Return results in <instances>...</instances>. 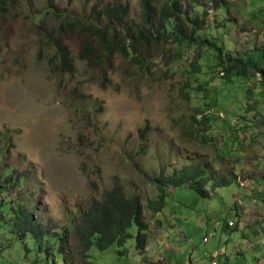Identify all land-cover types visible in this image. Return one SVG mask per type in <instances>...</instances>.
Here are the masks:
<instances>
[{
	"label": "rangeland",
	"instance_id": "1",
	"mask_svg": "<svg viewBox=\"0 0 264 264\" xmlns=\"http://www.w3.org/2000/svg\"><path fill=\"white\" fill-rule=\"evenodd\" d=\"M167 1L154 5L161 11ZM191 1H183L187 31L192 30ZM195 1L209 12L202 13L200 38L264 69V0ZM49 2H7V15L0 19V170L8 168L13 178L25 179L4 192L0 264H151L160 255L174 256L165 264H209L224 246L236 250L240 235L229 237L227 222L240 215L252 239L260 231L262 243L264 221L256 222L254 213L264 216L263 76L251 69L248 76L227 82L210 68L208 58L215 63V52L200 59L202 50L179 45L156 46L150 70L121 54L91 68L81 59L89 40L79 32L82 25L106 26L101 12L121 3L129 7L123 30L130 34L144 26L143 0H54L52 12ZM59 44L74 57L72 72L59 67ZM195 63L202 75L193 74ZM208 78L210 99L217 102L206 127L204 104L184 91L188 81L196 87ZM192 164L198 171L185 170ZM174 174L181 184H163ZM7 176L0 174V182ZM160 184L167 190L165 204L154 213L150 203L159 199ZM115 186L141 198L149 243L146 250L137 248L133 226L123 245L101 250L94 240L87 252L79 236L83 214ZM20 205L30 206L42 224L38 232L50 233L39 239L24 228ZM253 250L249 261L264 260L261 245ZM226 260L218 259L220 264H247L238 254Z\"/></svg>",
	"mask_w": 264,
	"mask_h": 264
},
{
	"label": "trees",
	"instance_id": "2",
	"mask_svg": "<svg viewBox=\"0 0 264 264\" xmlns=\"http://www.w3.org/2000/svg\"><path fill=\"white\" fill-rule=\"evenodd\" d=\"M17 0H0V19L7 15L8 6L7 2L12 5L16 4ZM184 0H168L167 4L158 10L154 5L155 0H144V26L139 30H133L132 33H126L123 30V24L129 15V7H125L123 4H117L115 6L107 7L101 12L103 19L107 21V25L104 27L97 26L96 24L82 25L81 32H84L91 36L93 40H97L100 48L103 52H106V56H112L115 54H122L128 60L136 63L141 70H150L153 60V51L156 46L179 45L183 50L187 47L186 51H192L194 48L200 52L199 58L204 56L211 57V52H217L218 61H212V58H208L210 61V68L213 73L220 71L223 74L222 79L227 82H231L236 76H246L249 74V69L252 67L259 73L264 75V70L260 69L257 64L250 63L245 64L242 59H233L230 55L226 54V49L223 46L214 43L210 38L199 37L200 32L203 29L202 13L205 16L209 15L206 11L205 5L202 2L192 0L189 7L192 10V20L190 18L191 31H187L182 24V20L185 18V6ZM52 2V0H51ZM222 7L220 2H217ZM50 7L54 5L49 4ZM217 8L218 6L215 5ZM55 10V8H54ZM205 22V21H203ZM217 27V30H220ZM67 32L68 30L65 29ZM73 31H76L74 29ZM114 34V35H113ZM112 35L114 37H112ZM125 39V43L124 42ZM206 49L207 52L203 50ZM93 50L90 45H85L84 58L92 61ZM204 52V53H203ZM60 56L63 66H70L72 57H70L69 51L66 47L60 48ZM214 59V58H213ZM94 60L90 63L92 65ZM105 62V58L99 56L95 59L96 64ZM212 63L214 65H212ZM193 74L202 75L203 68L199 63L193 65ZM213 78H218L217 74ZM204 82L199 80L196 87H193L190 81L187 82L185 95L189 99L193 100L192 95H196V99L201 100L206 109H211L212 104L217 102V98L210 99V87L211 78ZM221 79V78H220ZM220 81L219 79H217ZM202 92V93H201ZM192 93V94H191ZM204 93V95H203ZM191 94V95H190ZM200 95H202L200 97ZM196 121V120H195ZM7 173L8 176L3 183L0 182V214L4 213L2 206L6 202L8 195H4V192L10 191L9 189L19 188L20 184L24 185L25 179L19 176L17 179L13 178L14 171L10 169L0 170V174ZM186 180H189L191 176L183 175ZM182 179H178L181 181ZM157 181V180H156ZM155 181V183H156ZM168 185H173L177 180L169 178ZM181 184V182H177ZM160 196L156 201H152L150 206L154 211H161L164 206L165 190L163 185L160 186ZM19 200L18 202H20ZM28 205H20V211L25 219L24 228L33 230L34 236L40 239L41 233L43 236L50 233L48 231L38 232V226L40 222L37 221ZM34 212V211H33ZM144 206L142 205L141 198L138 196L128 197L124 189L120 186H115L113 189L107 190L101 201L95 202L90 209L83 214L84 224L80 230V240L85 251L96 240L97 246L101 249H107L114 243L123 245L128 238L131 237L130 229L134 226L138 228L136 235L137 248L145 249V244L148 239L149 223L144 220ZM42 236V237H43ZM50 249V248H49Z\"/></svg>",
	"mask_w": 264,
	"mask_h": 264
},
{
	"label": "clouds",
	"instance_id": "3",
	"mask_svg": "<svg viewBox=\"0 0 264 264\" xmlns=\"http://www.w3.org/2000/svg\"><path fill=\"white\" fill-rule=\"evenodd\" d=\"M143 2H144V0H143ZM217 2H220V1H217ZM221 3V2H220ZM49 4H52V5H54V0H52V2H51V0H50V2H49ZM118 4H121V3H118ZM224 4H227V3H224ZM117 5V4H116ZM222 6H223V4H221ZM113 6H115V5H113ZM125 7H128V6H125ZM54 8L56 9V7L54 6V7H50V5H49V9H50V11L52 12V10H54ZM144 9V8H143ZM221 9H222V7H221ZM105 10V9H104ZM129 16V15H128ZM128 18V17H127ZM103 19V18H102ZM83 27V26H82ZM81 27V28H82ZM101 27H104V26H101ZM81 28L79 29V32H81L80 30H81ZM74 29H72L71 31H73ZM65 33H66V31H64ZM73 32H75V31H73ZM84 33V32H83ZM84 34H86V33H84ZM88 35V34H87ZM89 36V35H88ZM91 36H89V40L88 41H86V42H84V44H83V50H82V54H81V59L82 60H84V61H86L87 63H88V65H89V67H91V68H94V67H97V66H99V65H104L106 62H107V60H108V58H110V57H112V56H106V52H103V50L100 48V45H99V43L97 42V40L95 41V40H93L92 38H90ZM112 37H113V35H112ZM87 42H88V44L90 45V47H92V49H94L93 50V60H94V62H93V64L92 65H90V63L93 61H90V60H88V59H86V58H84V49H85V45L87 44ZM93 43H97V47H95L94 46V44ZM61 47H66V46H61L60 44L58 45V50H57V54H56V58H57V60H59V67H60V69H68L69 71H73L74 70V63H73V61H74V57H73V55H71V53H70V51H69V48L68 47H66L67 49H68V51H69V54H70V57H72V61H71V65L70 66H63L62 65V60H61V56H60V48ZM226 49V48H225ZM228 50H226V54L227 55H230L231 57H233L232 56V52L231 51H228ZM215 52V51H214ZM212 52L211 54H215V56L217 55V52ZM229 53V54H228ZM122 55V54H121ZM99 56H102V57H104L105 58V62L104 63H101V64H96L95 63V59L97 58V57H99ZM123 56V55H122ZM218 56V55H217ZM234 59V58H233ZM239 59H242L243 60V62L245 63V64H248V65H251L250 63H255V64H257L256 62H254L252 59H248V61H246L247 59L246 58H239ZM235 60V59H234ZM213 61H214V59H213ZM218 61V58L217 59H215V62H217ZM215 64V63H214ZM213 63H212V65H214ZM258 65V64H257ZM252 66V65H251ZM258 67L260 68V69H262L259 65H258ZM249 69V72H250V70L252 69V67H250V68H248ZM253 71H255L257 74H259V75H262L263 76V79H262V81H264V75L262 74V73H259L258 71H256L254 68L252 69ZM264 70V69H263ZM249 75V74H248ZM248 75H246V76H248ZM237 77V76H236ZM235 78V77H234ZM263 85H264V83H262ZM262 90H264V89H262ZM200 102L202 103V104H204L201 100H200ZM204 107H205V105H204ZM205 113H206V115H205V118H204V120H205V124L203 123V121H202V123H201V121H198L197 119H196V123H198V124H202V125H206V127L211 123V121L210 120H213L212 119V116H211V109H206V107H205V111H204ZM207 114H210V119H209V117H207ZM202 115H203V113H202ZM239 124V122H235V124H234V127H237V126H239L238 125ZM204 131H207V128H206V130H204ZM239 131H240V129H239ZM209 142H211L210 141V139H209ZM205 163V166H208L209 164H208V162H204ZM198 166L201 168L202 167V165H199L198 164ZM185 168V170H187V169H195V171H198V167L197 166H194L193 164H192V166L191 167H187V166H185L184 167ZM4 169H8V168H4ZM4 169H2V170H4ZM2 170H1V172H2ZM178 172V171H177ZM176 174V173H175ZM175 174L173 175V176H175ZM13 176H14V174H13ZM21 176V175H20ZM172 176V177H173ZM19 176H17L16 177V179L18 178ZM171 177V178H172ZM231 177H236L237 179L239 178L237 175H231ZM190 179H193V177H190ZM189 179V180H190ZM157 180V181H156ZM155 181H156V183L157 182H161L159 179H156ZM169 180V179H168ZM168 180L166 181V182H164L163 184H166V185H168ZM188 181V180H187ZM243 186L244 185H248V184H243V180H242V182L240 181V180H238ZM230 181H226L225 182V184H228ZM169 185H171V184H169ZM160 186H161V184H160ZM249 186V185H248ZM163 188H164V190H165V192H167V190H166V187L163 185ZM160 192H161V190H160ZM209 195H212V194H214V193H208ZM166 195V194H165ZM144 210H145V207H144ZM150 210L152 211V212H154V213H160V211H154V209L150 206ZM213 211H215V210H211L210 212L212 213ZM212 216V215H211ZM144 220H145V218H144ZM228 226L230 227V228H232V227H235L236 226V224H237V221H236V218H234V219H232L231 218V220H229L228 222ZM233 223V224H232ZM180 235H181V233H180ZM214 235H216V233L214 234ZM148 238H149V230H148ZM205 241L206 242H209L210 241V236H207L206 237V239H205ZM148 239H147V242H146V244H145V249H143V250H146V247H147V245H148ZM89 250V249H88ZM88 250H87V252H88ZM218 255H212V264H220V262L218 261ZM168 260H169V258H167V256L166 255H160V256H158L152 263H156V264H165V263H167L168 262ZM151 263V264H152Z\"/></svg>",
	"mask_w": 264,
	"mask_h": 264
},
{
	"label": "crops",
	"instance_id": "4",
	"mask_svg": "<svg viewBox=\"0 0 264 264\" xmlns=\"http://www.w3.org/2000/svg\"><path fill=\"white\" fill-rule=\"evenodd\" d=\"M254 214L256 215L254 217L256 219V222H263L264 221V216L260 217L259 212L256 211ZM250 215H253V214L251 213ZM236 219L238 220L236 226L232 227V228H228L229 229V231H228L229 235L228 236L231 238L233 236H235L236 233L239 232L240 236H238V241L236 242V245H235L236 250L231 252L229 250V247L224 246L223 249L217 250V252L215 254V255H218L217 259H219V257H221V256H226V258L228 260L229 257H234L235 255L238 254V255H241V257H243L244 259H246L247 264H249V263L264 264L263 259H257V260L249 261V259L251 257H252V259H254V256H253V253H254L253 248L254 247L261 245L262 248L264 249V240L262 243L259 241V237L260 236L262 237V235L260 234V231H257L258 237L255 239H252L253 238V237H251L252 235L247 233V231H246V227L248 225V223L246 224V221H245L246 217L240 215V218H236ZM261 226L264 228V224H261ZM251 241H252V243H251ZM238 244H241V245H238ZM179 250H180V248H178L177 251H179ZM260 252H262L261 249H260ZM173 259H174V256L170 257L167 263H171L173 261ZM191 264H194L193 261H191ZM206 264H208V263H206ZM209 264H212V262L210 261ZM221 264H224V263L221 262ZM240 264H244V260H242V262H240Z\"/></svg>",
	"mask_w": 264,
	"mask_h": 264
},
{
	"label": "built area",
	"instance_id": "5",
	"mask_svg": "<svg viewBox=\"0 0 264 264\" xmlns=\"http://www.w3.org/2000/svg\"><path fill=\"white\" fill-rule=\"evenodd\" d=\"M233 224V223H232Z\"/></svg>",
	"mask_w": 264,
	"mask_h": 264
}]
</instances>
